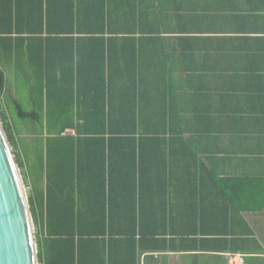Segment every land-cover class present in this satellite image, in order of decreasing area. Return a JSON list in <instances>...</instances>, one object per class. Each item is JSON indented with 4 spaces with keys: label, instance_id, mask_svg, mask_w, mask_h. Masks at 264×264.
<instances>
[{
    "label": "trees",
    "instance_id": "obj_1",
    "mask_svg": "<svg viewBox=\"0 0 264 264\" xmlns=\"http://www.w3.org/2000/svg\"><path fill=\"white\" fill-rule=\"evenodd\" d=\"M125 21L127 9L112 0H0V115L23 171L16 150L24 145L6 112L13 93L14 109L37 135L46 182L28 196L39 264H138L150 253H229L243 245L262 252L243 217L248 228L238 235L205 232L201 200L192 216L177 215L184 204L174 198L170 121L151 118L153 106L140 99L139 51L152 42L130 37L139 29ZM90 90L96 97L84 103ZM147 147L160 169L153 184L144 183L153 165H145L153 158ZM202 177L198 167V188Z\"/></svg>",
    "mask_w": 264,
    "mask_h": 264
},
{
    "label": "crops",
    "instance_id": "obj_2",
    "mask_svg": "<svg viewBox=\"0 0 264 264\" xmlns=\"http://www.w3.org/2000/svg\"><path fill=\"white\" fill-rule=\"evenodd\" d=\"M112 6L127 9L123 24L137 25L139 33L130 37L152 42L147 55L139 51L140 99L153 106L151 118L170 121L174 198L184 204L177 215L192 216L201 200L205 232L238 235L248 228L243 217L262 250L150 253L138 264H264V0H112ZM83 95L84 103L96 97L91 90ZM8 96L13 103L15 95ZM23 103L29 104L27 96ZM16 152L27 173L26 151ZM145 153L153 156L145 165H153L144 183L153 184L160 173L156 152L147 147Z\"/></svg>",
    "mask_w": 264,
    "mask_h": 264
},
{
    "label": "water",
    "instance_id": "obj_3",
    "mask_svg": "<svg viewBox=\"0 0 264 264\" xmlns=\"http://www.w3.org/2000/svg\"><path fill=\"white\" fill-rule=\"evenodd\" d=\"M0 264H39L29 199L1 115Z\"/></svg>",
    "mask_w": 264,
    "mask_h": 264
},
{
    "label": "rangeland",
    "instance_id": "obj_4",
    "mask_svg": "<svg viewBox=\"0 0 264 264\" xmlns=\"http://www.w3.org/2000/svg\"><path fill=\"white\" fill-rule=\"evenodd\" d=\"M8 110L9 112L11 111L10 117L11 119H13L12 122L14 125V129H16L17 132H19L16 135V139L20 140V143L24 145V150L28 154L29 171L26 173L25 170L21 171L20 169L23 181L25 179L24 185H25L26 194L28 197L29 195L33 194V188L37 187L39 189L44 190L45 185H46L44 174L43 175L40 174V171L38 169L37 154L35 152V148L37 145V135L32 131L31 126L26 124L28 122L26 121L22 122V120H20L19 117H17V114L14 113L15 110H14L13 103L9 104V107L7 108L6 112H8ZM32 219H33V216H32ZM33 225H34V236L36 240L37 239L36 232H38L39 234V231H38L39 227L37 230L35 227L34 221H33Z\"/></svg>",
    "mask_w": 264,
    "mask_h": 264
}]
</instances>
